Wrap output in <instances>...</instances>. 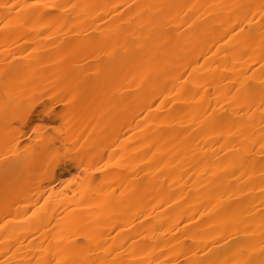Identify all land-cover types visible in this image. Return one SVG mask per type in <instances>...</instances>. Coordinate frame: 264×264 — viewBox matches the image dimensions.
<instances>
[{"label":"bare ground","instance_id":"6f19581e","mask_svg":"<svg viewBox=\"0 0 264 264\" xmlns=\"http://www.w3.org/2000/svg\"><path fill=\"white\" fill-rule=\"evenodd\" d=\"M262 157L264 0H0V264H108L138 211L154 264H264Z\"/></svg>","mask_w":264,"mask_h":264},{"label":"rangeland","instance_id":"374dc122","mask_svg":"<svg viewBox=\"0 0 264 264\" xmlns=\"http://www.w3.org/2000/svg\"><path fill=\"white\" fill-rule=\"evenodd\" d=\"M256 68V66H255ZM49 95L45 94V93H37L33 96L32 98V102H33V107H32V115L31 117L34 118L36 120L35 122V126H38L39 128H41L42 131H45V137L49 138L51 140V143H54L55 147H59V137L58 135L55 133V131L53 129H50V125H53L55 127H59L60 123H61V118H67L68 113L67 111H63L64 107L59 105L56 107V112L58 113V119L54 124H51V122L47 119L46 116V108L51 107V102L48 99ZM33 125H30L29 127H22L21 124L19 123V121L14 120L13 121V127L17 130H21L22 131V138L20 143L18 144V150L24 154V152L26 150H28V148L30 146H32L31 139L34 138V136H38L36 135V133L33 131L34 127ZM35 152L34 155H37L40 152V149L38 148H34ZM60 160L61 161H70V160H75L77 158V153L76 150L74 149H69L68 152L64 151V150H60ZM260 160H264V157L260 158ZM259 160V161H260ZM261 162V161H260ZM258 163V168L263 167V163H260L257 161ZM264 169V168H262ZM259 170V169H258ZM66 185V183H65ZM77 188V185H72V187L70 188V190H74ZM70 193V192H69ZM134 216V217H133ZM144 216H142L141 211H138L136 213H132V214H119L116 216V218H114L110 224L115 223L114 226V230L111 233V237L114 239V242L112 243L110 241V244L113 246V249L108 258L109 262L108 264H154L152 263V259L154 254L157 255V252L155 253V250L153 251L154 253H152V249H150L151 251V258H149L150 254L148 251V248H146V250L142 251L144 247H148V244H150L153 240H157L156 238H152V241L150 242L148 239L149 237H147L146 235V239L143 237V231L141 233H139V229L141 230H145L143 227L141 228V226L144 225L143 221ZM108 224V226L110 225ZM107 226V227H108ZM106 229V226H105ZM140 230V231H141ZM143 234V235H142ZM110 238V236H109ZM144 238V239H143ZM158 238V237H157ZM145 240V241H144ZM147 241V242H146ZM149 241V242H148ZM153 241V242H154ZM80 243H84V241L80 240ZM135 243L136 248H134L136 251H138V254H136L134 259L130 258V247ZM137 243V244H136ZM192 244V241H191ZM180 245V244H179ZM177 245L176 249L173 251H170L167 256L164 258L162 256V264H188L187 260H184V258H186L189 254L186 253V248L190 247V241L187 240L186 243H184V248H181L182 245ZM194 245V243H193ZM191 245L193 248H196V245ZM179 246V247H178ZM135 247V246H134ZM156 248V245L154 246L153 243L151 244V246H149V248ZM192 250V248H190ZM189 249V250H190ZM189 250L187 252H189ZM141 251V252H140ZM158 251V249L156 250ZM161 251V250H160ZM159 251V252H160ZM202 251V250H201ZM203 251H205L203 249ZM202 251V252H203ZM158 252V253H159ZM163 252H165V249L163 250ZM163 252L161 251V253L163 254ZM142 253V254H141ZM200 253V252H199ZM237 254V253H236ZM236 256V255H234ZM31 256L28 255V253L25 256V260L22 261L20 264H25V261L28 260ZM181 258L179 261H177L179 258ZM178 258V259H177ZM158 262V260H156ZM161 261V259H160ZM159 264V263H158Z\"/></svg>","mask_w":264,"mask_h":264}]
</instances>
